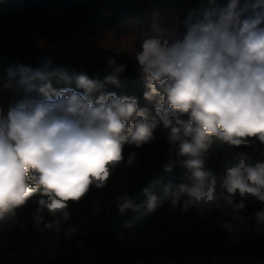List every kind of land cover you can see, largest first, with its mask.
Segmentation results:
<instances>
[{
    "label": "clouds",
    "instance_id": "9594fccd",
    "mask_svg": "<svg viewBox=\"0 0 264 264\" xmlns=\"http://www.w3.org/2000/svg\"><path fill=\"white\" fill-rule=\"evenodd\" d=\"M135 35L134 68L155 115L136 97L105 91L119 86L128 67L116 56L107 58L103 81L46 54L0 77V95L7 94L0 103V221L35 196L36 224L60 231L71 219L69 204L104 188L122 163H137L136 152L125 158V146L142 149L162 125L169 144L162 168H181L183 176L164 186L162 199L144 189L147 210L167 202L171 212H219L225 219L217 227L233 240L252 232L249 220L254 234L264 231V0H227L183 19L153 10ZM214 140L238 150L219 170L207 164ZM248 201L260 205L251 216L243 214ZM115 207L121 214L140 208L128 193Z\"/></svg>",
    "mask_w": 264,
    "mask_h": 264
},
{
    "label": "trees",
    "instance_id": "16d2710c",
    "mask_svg": "<svg viewBox=\"0 0 264 264\" xmlns=\"http://www.w3.org/2000/svg\"><path fill=\"white\" fill-rule=\"evenodd\" d=\"M226 3L227 0H0V77L16 62L36 66L38 58L46 54L58 63L86 72L91 79L103 81L108 71L107 58L116 56L128 67L119 77V86L108 85L105 91L136 97L140 107H147L155 115L154 106L143 98L144 80L135 71L132 55L83 52L73 47L70 39L78 31L89 35L138 32L147 26L153 10L175 12L183 19L189 10L223 7ZM25 29L49 42L40 47L22 39L18 32ZM6 102L4 93L0 103ZM166 131L158 126L156 139L142 149L125 146V158L136 152L138 162L131 167L122 163L104 188L93 186L78 203H70L71 219L61 224L60 231L36 224L35 196L16 209L15 215L0 221V264H76L83 243L95 246V259L101 264H197L204 257L218 262L231 254L237 264L264 259V231L254 234V220H249L252 232L247 236L242 232L233 240L217 227L219 220L225 219L219 212H171L167 202L153 212L147 210L144 189L162 199L164 186L180 182L183 176L181 168L172 172L162 168L168 159ZM235 151L238 150L214 140L208 166L219 170L223 160L230 159ZM125 193L140 206L139 211L129 209L121 214L117 210V199ZM246 203V216L260 208L254 201ZM44 218L52 219L46 213ZM69 227L76 231L65 235Z\"/></svg>",
    "mask_w": 264,
    "mask_h": 264
},
{
    "label": "rangeland",
    "instance_id": "374dc122",
    "mask_svg": "<svg viewBox=\"0 0 264 264\" xmlns=\"http://www.w3.org/2000/svg\"><path fill=\"white\" fill-rule=\"evenodd\" d=\"M135 33L136 31L123 35L116 32L106 31L97 35H89L83 31H78L70 39L69 43L77 50L87 53L102 51L110 55H132L135 51L136 45ZM18 34L22 39L29 40L40 47L49 42V39L41 37L38 33L32 30H21ZM94 248L95 246L93 244H81V255L76 264H101L95 259ZM222 260L223 259H220L216 262L213 261L211 257H204L197 264H223L225 260ZM253 262L255 261H252V263Z\"/></svg>",
    "mask_w": 264,
    "mask_h": 264
},
{
    "label": "built area",
    "instance_id": "2783aa9c",
    "mask_svg": "<svg viewBox=\"0 0 264 264\" xmlns=\"http://www.w3.org/2000/svg\"><path fill=\"white\" fill-rule=\"evenodd\" d=\"M223 264H237L234 255H230ZM245 264H264V259L260 261H255V262H250V263H245Z\"/></svg>",
    "mask_w": 264,
    "mask_h": 264
}]
</instances>
